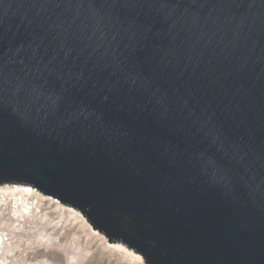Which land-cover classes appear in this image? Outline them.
Returning a JSON list of instances; mask_svg holds the SVG:
<instances>
[{
	"label": "water",
	"instance_id": "95a60500",
	"mask_svg": "<svg viewBox=\"0 0 264 264\" xmlns=\"http://www.w3.org/2000/svg\"><path fill=\"white\" fill-rule=\"evenodd\" d=\"M56 2L0 0L6 80L40 44L58 54V21L92 38L61 57L55 107L0 92V185L78 208L147 264H264V0Z\"/></svg>",
	"mask_w": 264,
	"mask_h": 264
},
{
	"label": "rangeland",
	"instance_id": "374dc122",
	"mask_svg": "<svg viewBox=\"0 0 264 264\" xmlns=\"http://www.w3.org/2000/svg\"><path fill=\"white\" fill-rule=\"evenodd\" d=\"M13 184L31 188L32 193L0 195V213L17 218L14 225H0L4 264H147L134 248L94 228L78 208L34 186L8 185Z\"/></svg>",
	"mask_w": 264,
	"mask_h": 264
},
{
	"label": "snow or ice",
	"instance_id": "6c2138e0",
	"mask_svg": "<svg viewBox=\"0 0 264 264\" xmlns=\"http://www.w3.org/2000/svg\"><path fill=\"white\" fill-rule=\"evenodd\" d=\"M52 3H57L52 0ZM44 26L38 25V28ZM98 33L104 38V43H108L106 37L109 33L108 22L103 18L95 21L94 34ZM51 39L52 43L58 51V54L52 59L46 57L41 58L38 53L42 44L37 46V55L33 56L31 64L21 61L18 75L14 80L10 77L6 80L3 68H0V92H2L6 84L14 87L17 101L25 106L43 105L53 108L57 104L58 97L54 93V89L60 81L67 83L66 62L61 57H70L80 49L86 51L92 46V38L87 37V29L85 26H78L75 22L58 21L47 29V35L43 39ZM103 44L100 45V49ZM98 54V53H97ZM101 60H111L113 63L119 61V57L114 53H104ZM42 81L43 83H37Z\"/></svg>",
	"mask_w": 264,
	"mask_h": 264
},
{
	"label": "bare ground",
	"instance_id": "6f19581e",
	"mask_svg": "<svg viewBox=\"0 0 264 264\" xmlns=\"http://www.w3.org/2000/svg\"><path fill=\"white\" fill-rule=\"evenodd\" d=\"M9 184V183H8ZM4 185V186H0V195L3 196H10V195H15L16 193H19L21 190H25L27 191L26 195H30L32 193V189L31 188H22L20 186L17 185ZM26 212V211H25ZM17 218H12V217H7L6 215L0 213V225L3 227H8L11 225H14L16 223ZM18 231L20 234H23L22 230H16ZM4 236V233H0V246L2 245V237ZM21 245H17L16 248H20ZM4 264L5 260H0V264Z\"/></svg>",
	"mask_w": 264,
	"mask_h": 264
}]
</instances>
